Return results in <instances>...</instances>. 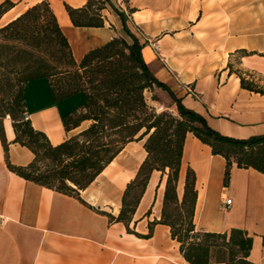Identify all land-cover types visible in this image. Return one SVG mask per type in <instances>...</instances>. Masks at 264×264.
I'll return each instance as SVG.
<instances>
[{
	"label": "crops",
	"instance_id": "0c3cea01",
	"mask_svg": "<svg viewBox=\"0 0 264 264\" xmlns=\"http://www.w3.org/2000/svg\"><path fill=\"white\" fill-rule=\"evenodd\" d=\"M11 1L14 6L1 16L0 24L40 0ZM48 1L77 62L89 49L120 35L123 29L120 16L108 3L101 11L103 26L79 27L71 23L65 4L81 7L87 0ZM110 2L114 4V0ZM117 2L118 11L126 15V24L129 19L144 36L142 55L151 72L187 108L201 114L223 135L247 138L264 134V93L243 88L238 71L227 66L235 53L244 50L240 65L264 73V0ZM41 79L46 80L50 97L28 103L27 87ZM24 94L28 119L52 144L88 124L83 121L64 130L61 114L81 100L71 106L64 103L68 98L56 101L45 77L27 82ZM172 110H176L174 101ZM2 126L7 147L0 136V264H189L168 225L155 223L148 237H139L128 232L123 222L107 216L118 214L126 184L146 156L144 139L128 142L87 187L79 190L78 198L11 170L7 163L27 165L33 153L13 141L15 133L8 115L3 117ZM186 165L196 173V229L245 230L252 237L248 259L264 264V174L233 163L225 184V159L212 154L210 146L190 132L183 146L179 194ZM164 179L160 171L151 173L133 215L136 223H130L134 231L148 234L149 223L160 219ZM223 197L230 198L231 203L224 205ZM206 264L225 262L212 258Z\"/></svg>",
	"mask_w": 264,
	"mask_h": 264
},
{
	"label": "trees",
	"instance_id": "16d2710c",
	"mask_svg": "<svg viewBox=\"0 0 264 264\" xmlns=\"http://www.w3.org/2000/svg\"><path fill=\"white\" fill-rule=\"evenodd\" d=\"M106 3L120 16L131 41L114 36L89 49L78 62L48 0H40L0 24V136L6 149L2 119L8 115L15 133L13 141L33 153L27 165L7 163L8 167L27 180L79 198V190L87 187L128 142L144 139L146 156L126 184L118 214L107 213L109 220L123 222L128 232L139 237H148L155 223L168 225L172 239L179 242L181 255L189 264H206L212 258L225 264H255L248 259L252 237L245 230L196 229V173L190 165L184 168L180 194L178 182L188 132L209 145L212 154L225 159V184L233 163L264 174V134L247 138L223 135L211 128L201 114L187 108L151 72L142 55L145 41L130 31L125 13L110 0H87L81 7L65 4V10L73 26L101 27V11ZM13 6L11 0L0 2V18ZM41 77L48 80L56 101L76 94L82 96L78 105L61 114L65 131L88 121L86 127L57 144H52L43 131L23 117L27 112L25 84ZM239 78L243 88L264 93L240 74ZM153 86L170 95L176 105L175 113L157 112L147 104L144 90ZM154 170L165 176L161 215L149 223L148 234H141L130 223ZM149 213L150 209L146 215Z\"/></svg>",
	"mask_w": 264,
	"mask_h": 264
},
{
	"label": "rangeland",
	"instance_id": "374dc122",
	"mask_svg": "<svg viewBox=\"0 0 264 264\" xmlns=\"http://www.w3.org/2000/svg\"><path fill=\"white\" fill-rule=\"evenodd\" d=\"M113 6L117 10L118 8L116 6L120 8L117 0L116 1L114 0ZM127 27L130 29L132 33H134L140 39V41L142 42L144 41V36L141 33V30L137 28L135 24L131 23L129 19H127ZM120 35L123 36L128 41H131L130 37L123 29H121ZM241 54H242L241 52L235 53V55L231 57V60H229L230 62L227 64V66L230 68V70L238 71V73L241 76H243L247 81H250L255 87L264 90V73L259 72L257 70H249L243 68L240 65ZM38 94L40 98H37ZM43 97L44 98L50 97L49 88L45 79L36 80L35 82L29 84V86L26 89V99L28 103H34L38 100H42ZM144 97L147 104L153 107L157 112L162 110H167L169 112L175 113V110H172L173 101L170 95L162 88L158 86H153L151 90L146 89L144 90ZM81 99L82 96L80 94H76L72 97H69L67 100H65L64 103H67V106H71L72 104L79 102ZM138 191L139 190L136 189V192Z\"/></svg>",
	"mask_w": 264,
	"mask_h": 264
},
{
	"label": "built area",
	"instance_id": "2783aa9c",
	"mask_svg": "<svg viewBox=\"0 0 264 264\" xmlns=\"http://www.w3.org/2000/svg\"><path fill=\"white\" fill-rule=\"evenodd\" d=\"M189 91H191V90H189ZM23 117L24 118H28V113L24 112ZM223 198H224V201H223L224 205H229L231 203V199L230 198H226V197H223Z\"/></svg>",
	"mask_w": 264,
	"mask_h": 264
}]
</instances>
